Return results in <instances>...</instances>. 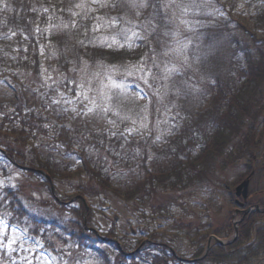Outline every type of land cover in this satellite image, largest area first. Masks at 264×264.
<instances>
[{
    "label": "trees",
    "instance_id": "1",
    "mask_svg": "<svg viewBox=\"0 0 264 264\" xmlns=\"http://www.w3.org/2000/svg\"><path fill=\"white\" fill-rule=\"evenodd\" d=\"M240 1L0 0L2 67L31 77H37L43 66L52 67L63 81L72 70L73 81L84 72L106 79L113 76L110 71H116L115 94L139 104L147 96L155 101L149 115L153 125V118L160 119L162 112L170 110L173 117L165 119L171 140L158 151L149 139L134 143L119 136L84 133L38 112L0 105V140L12 137L15 144H4L7 158L0 155L3 175L8 176L14 162L31 178L43 180L48 189L49 183L36 171L48 176L55 191L56 185L79 181L73 196L78 206L56 203L54 212L25 208L17 191L2 190L1 218L39 241L57 264H82L76 253L100 264H183L170 254L162 236L153 232L147 234L151 243L130 256L114 243H102L85 229L84 219L91 221L93 212L89 208L85 215V206L77 197L99 203L112 197L126 207L133 203L138 220L144 222L146 207L159 189L176 193L210 190L221 182L225 169L238 165L246 172L244 176L251 172L252 178L264 177V91L260 85L264 78V0L243 3L251 8L249 16L256 18L253 23L233 16ZM142 3L148 6L141 7ZM189 4L196 7L185 13L183 7ZM154 109L160 113L154 114ZM153 155L168 158L165 168L148 169ZM133 162L139 180L132 188L121 189L115 185L111 168L118 163L123 164L119 169L130 168ZM223 186L234 201L232 186ZM253 203L248 200L244 208ZM156 208L152 210L171 215V205ZM223 230L228 236L232 224ZM254 235L262 242L258 248L249 240ZM113 237L114 230L105 236ZM193 242L197 258L202 248L199 240ZM262 247L264 215L253 212L238 225L234 244L221 247L215 242L201 262L192 264H249Z\"/></svg>",
    "mask_w": 264,
    "mask_h": 264
},
{
    "label": "rangeland",
    "instance_id": "2",
    "mask_svg": "<svg viewBox=\"0 0 264 264\" xmlns=\"http://www.w3.org/2000/svg\"><path fill=\"white\" fill-rule=\"evenodd\" d=\"M245 2L248 3L249 0H241L238 3L239 6L233 16L253 23L252 21L256 18L252 19L249 16L251 8L244 6ZM262 69L264 70V66ZM74 72V70L69 72L70 77L65 80V83L59 75L52 72V67L43 66L37 77H31L23 72L18 73L16 69L4 68L0 62V105L10 110L21 107L38 112L55 123L66 128H78L84 133H99L109 138L119 136L134 143L149 139L158 151L168 146L171 138L168 140L170 129L165 119L173 118L172 111H167V118L163 112L160 119L154 117L153 125L149 115L150 106L155 101L147 96L146 102L142 100L139 104L134 102V99L123 100L119 92L115 94L116 71H110L113 76L106 79L97 74L80 73L77 81H73ZM260 85L264 91V78ZM154 110V114L160 113L158 109ZM163 124H165L164 129L161 128ZM43 142L46 143L45 140ZM7 143L15 146L12 137L0 140V153L5 150L4 144ZM39 144L40 142L36 143V145ZM262 145L264 147V144ZM39 150L42 149L39 148ZM0 155L3 157L2 154ZM166 159L153 155L147 167L150 171L157 172L165 168ZM121 165L123 164L118 163L110 171L115 176V185L121 189L132 188L140 177L138 167L134 164L130 168L119 169ZM24 170L25 168L15 163L8 168V176L0 171V192L2 190L17 191L18 201L29 209L42 207L43 211L54 212L56 203H68L65 205L66 208L78 206L74 203L69 205V201L75 195L79 181L66 182L67 185L65 183L56 185V200L51 194L50 187L48 189L43 180L31 178ZM245 173L241 165L228 167L222 173L221 182L210 190L176 193L159 189L155 198L148 203L149 207H146L148 219L144 222L138 220V212L131 206L134 205L133 203H128L129 207H126L122 201H115L110 197L101 204L97 199L86 197L87 206L93 212V217L91 221H87V225L98 231L103 238L109 231L114 230V242H119L120 247L123 246L122 249L127 254H133L144 244L151 243L148 241L150 239L147 234L153 232L162 236L163 244H167L181 259H196L194 254L197 247L192 245L193 241L198 240L202 254L207 256L215 242L221 247L230 246L236 242L233 238L234 226L228 236L223 230L228 223L237 222L238 234V225L247 214L253 212L261 214L264 211V177L256 179L251 177V172L244 176ZM241 174L244 178L238 181ZM244 180H248V200L254 202L250 207L257 206L259 211L251 208L245 214L236 213L237 206L233 200L230 201L228 192L224 190L225 183L227 186H232L234 193L235 187ZM163 205L172 206L171 215L159 214L152 210ZM64 215L69 217L67 213ZM183 227L186 229L184 230ZM190 231L197 236L189 237ZM254 237L249 238L250 241L253 240L251 241L253 244H262L257 240V235ZM2 252H4L3 255ZM76 254L80 260L83 259L84 264H100L84 254ZM198 262L201 260L195 263ZM0 264H57V262L52 254L43 250L39 241L30 239L26 232L19 227L10 226L0 216ZM249 264H264V247L252 257Z\"/></svg>",
    "mask_w": 264,
    "mask_h": 264
},
{
    "label": "water",
    "instance_id": "3",
    "mask_svg": "<svg viewBox=\"0 0 264 264\" xmlns=\"http://www.w3.org/2000/svg\"><path fill=\"white\" fill-rule=\"evenodd\" d=\"M247 186H248V180H244V182H242L239 186L236 187L235 189V196L237 197H241L242 200H246L247 196H248V191H247ZM256 209H258L256 207ZM235 228H234V232H235V235H237V230H236V225H234ZM102 241H107V240H102ZM112 241V240H110Z\"/></svg>",
    "mask_w": 264,
    "mask_h": 264
},
{
    "label": "snow or ice",
    "instance_id": "4",
    "mask_svg": "<svg viewBox=\"0 0 264 264\" xmlns=\"http://www.w3.org/2000/svg\"><path fill=\"white\" fill-rule=\"evenodd\" d=\"M140 6L141 7H147L148 5L142 3ZM194 7H196V5H194V4L186 5V6L183 7V11L186 13L187 11H189L191 8H194Z\"/></svg>",
    "mask_w": 264,
    "mask_h": 264
}]
</instances>
